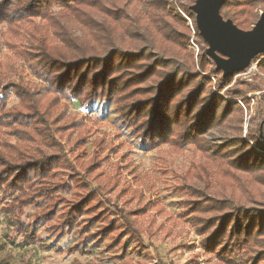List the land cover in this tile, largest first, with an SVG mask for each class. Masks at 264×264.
I'll return each instance as SVG.
<instances>
[{
	"label": "trees",
	"instance_id": "16d2710c",
	"mask_svg": "<svg viewBox=\"0 0 264 264\" xmlns=\"http://www.w3.org/2000/svg\"><path fill=\"white\" fill-rule=\"evenodd\" d=\"M195 1L0 0L7 29L0 56L5 39L32 77L13 80L0 60V193L14 197L6 210L26 243L38 241V224L57 240L77 233L72 253L120 250V264H134L127 255L145 248L139 214L103 201L102 189L91 187L58 141L81 124L72 104L103 102L143 147L201 152L199 182L186 187L184 205L203 248L226 264H264V194H255L264 188V124L243 135L244 109L234 100L249 106L248 85L228 89L238 74L224 78L205 54L190 11ZM262 11L264 0H228L221 15L248 31ZM193 35L197 55L189 48ZM261 59L264 72V55L253 63ZM215 129L234 135L217 143ZM87 143L80 137L75 146L83 153ZM96 166H82L84 174ZM29 207L41 212L24 224Z\"/></svg>",
	"mask_w": 264,
	"mask_h": 264
},
{
	"label": "rangeland",
	"instance_id": "374dc122",
	"mask_svg": "<svg viewBox=\"0 0 264 264\" xmlns=\"http://www.w3.org/2000/svg\"><path fill=\"white\" fill-rule=\"evenodd\" d=\"M177 13L187 19L180 10ZM188 23L191 25L189 19ZM6 30V27H0V32L5 33ZM21 38L18 43L24 40V34ZM1 43L3 70L12 74L13 80L20 77L31 80L25 63L5 46V39H1ZM189 48L196 55L200 52L194 35ZM262 60L237 75L228 88L248 85L249 106L234 100L244 109V136L250 130H256L260 123L262 129L264 124V72L259 69ZM211 79L215 85L217 79ZM220 96L229 99L225 91ZM10 104L16 105L18 101L12 99ZM70 110L77 114L76 120L81 124L58 135L66 159L83 174L91 187L102 189L103 201L109 202L112 208L139 214L134 219L142 230L145 248L127 255L134 264H226L203 248L202 238L186 214V187L199 182L197 175L205 163V158L194 145L184 148L170 145L145 148L121 124L114 107L103 102L86 107L72 104ZM226 131L215 129L212 132L214 140L220 143L226 133L227 136L234 135L232 130ZM80 137H85L88 142L83 153L75 146ZM91 163H97L95 172L92 175L84 174L82 166ZM219 169L214 166L211 170L217 173ZM262 193L263 187L256 191V198H261ZM13 200L14 197L0 193V246H3L0 264L121 263L118 259L121 251H108L103 245L87 248L85 253H72L69 248L79 241L77 233L57 240L46 226L38 224L34 228L38 241L26 243L13 225L15 218L6 210ZM40 212L41 209L37 207L27 208L22 215V222H33Z\"/></svg>",
	"mask_w": 264,
	"mask_h": 264
},
{
	"label": "water",
	"instance_id": "95a60500",
	"mask_svg": "<svg viewBox=\"0 0 264 264\" xmlns=\"http://www.w3.org/2000/svg\"><path fill=\"white\" fill-rule=\"evenodd\" d=\"M227 1L196 0L190 7L207 45L205 54L224 78L244 73L258 56L264 55V12L251 30L244 31L221 15Z\"/></svg>",
	"mask_w": 264,
	"mask_h": 264
}]
</instances>
